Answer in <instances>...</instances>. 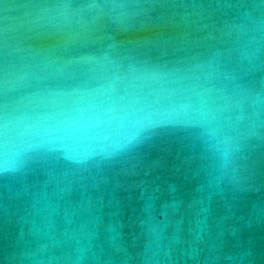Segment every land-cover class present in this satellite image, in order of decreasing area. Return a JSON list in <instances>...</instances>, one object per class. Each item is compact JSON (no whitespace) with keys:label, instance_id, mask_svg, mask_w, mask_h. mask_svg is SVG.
Instances as JSON below:
<instances>
[{"label":"water","instance_id":"95a60500","mask_svg":"<svg viewBox=\"0 0 264 264\" xmlns=\"http://www.w3.org/2000/svg\"><path fill=\"white\" fill-rule=\"evenodd\" d=\"M0 264H264V0H0Z\"/></svg>","mask_w":264,"mask_h":264}]
</instances>
